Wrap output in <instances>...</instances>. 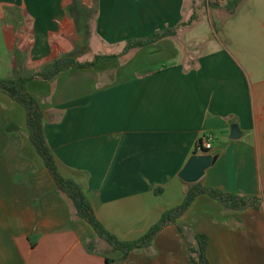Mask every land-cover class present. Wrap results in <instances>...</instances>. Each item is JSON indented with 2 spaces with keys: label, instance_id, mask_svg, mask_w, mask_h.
Segmentation results:
<instances>
[{
  "label": "crops",
  "instance_id": "0c3cea01",
  "mask_svg": "<svg viewBox=\"0 0 264 264\" xmlns=\"http://www.w3.org/2000/svg\"><path fill=\"white\" fill-rule=\"evenodd\" d=\"M203 2L0 0L18 24L2 30L5 40L14 50L24 41L33 68L0 79L47 72L67 57H103L91 68L33 78L26 91L43 110L61 176L83 189L119 242L138 240L182 203L192 184L178 175L208 136L206 152L217 159L198 182L255 201L231 209L200 195L151 243L123 254L76 217L30 142L25 109L0 92V264H194L187 246L195 234L207 238L208 264H264L263 57L199 32ZM169 30L151 45L157 54L146 46L123 53L127 42Z\"/></svg>",
  "mask_w": 264,
  "mask_h": 264
},
{
  "label": "trees",
  "instance_id": "16d2710c",
  "mask_svg": "<svg viewBox=\"0 0 264 264\" xmlns=\"http://www.w3.org/2000/svg\"><path fill=\"white\" fill-rule=\"evenodd\" d=\"M239 0L232 2L234 6L238 4ZM231 6V4H230ZM196 18L193 16L191 21ZM190 25L181 24L179 27H186ZM173 31H164L161 34H157L149 37L146 40L127 42L125 50L126 53L132 49H137L144 47L148 44L155 43L158 40L169 37L173 35ZM103 57L97 56L92 62L79 64L74 58L67 57L58 60L50 70L47 72L39 73L34 76L27 78H17V79H0V92L5 93L13 101L21 105L26 112V127L29 133V139L33 145L36 153L41 158L45 168L50 173L53 178L56 188L63 193L72 203L76 217L88 223L96 236L106 243H108L114 250L120 251L126 254L134 249L142 248L152 242L154 237L167 225L174 223L176 219L182 216L192 205L195 199L200 195H206L209 198L217 201L220 204H224L231 209H241L251 205L255 199L235 195L227 192H223L219 189L205 188L199 182L188 185L185 190V195L182 203L170 210L165 211L159 221L153 225L145 235H143L138 240L132 242H119L113 235L108 233L103 225L97 219L90 202L84 193L83 189L74 181L65 179L61 176L55 158L47 145L45 133H44V113L37 100L26 91V84L36 77H41L43 79H51L61 72H64L73 68H91ZM197 148L201 149L202 152L207 153L203 150L202 141H199ZM160 190L155 192L159 193ZM195 243L194 245L188 244L187 250L190 254V259L194 264H208L205 257V249L207 245V238L203 234L194 235Z\"/></svg>",
  "mask_w": 264,
  "mask_h": 264
},
{
  "label": "rangeland",
  "instance_id": "374dc122",
  "mask_svg": "<svg viewBox=\"0 0 264 264\" xmlns=\"http://www.w3.org/2000/svg\"><path fill=\"white\" fill-rule=\"evenodd\" d=\"M202 1L204 2L198 3L197 6L198 14L203 19V26L199 29V32L205 35L206 28H208L212 33H216L217 37L231 50L239 44L240 50L241 48L246 50L253 49L254 52L261 53L262 56L258 55V58L261 59L263 57L262 67H264V0H239L236 6L232 4L236 0ZM186 3L185 11H187L186 6H188ZM10 12V9L0 5V16L2 14V18L0 17V76L3 78H16L22 74L28 75L33 69L28 64L27 48L23 49L26 46L25 42L21 41L20 50H14L15 47L10 48L5 40L2 30L8 26L18 27V24L15 25L14 21L8 18V13ZM231 13L235 14L231 16ZM15 22L18 23L17 21ZM198 24L199 20L194 27L199 26ZM82 37L85 38L87 45H89L90 37L88 34L86 33ZM151 45L155 44L151 43L146 45V47L155 52L153 55L157 54L155 51L157 48L155 47L154 50ZM95 47L96 51H99L98 45H95ZM92 53H86L85 59H90L93 55ZM94 54H96L95 50ZM140 58H138L136 64L141 62ZM152 60L155 61V59ZM88 247L91 249L90 244Z\"/></svg>",
  "mask_w": 264,
  "mask_h": 264
},
{
  "label": "water",
  "instance_id": "95a60500",
  "mask_svg": "<svg viewBox=\"0 0 264 264\" xmlns=\"http://www.w3.org/2000/svg\"><path fill=\"white\" fill-rule=\"evenodd\" d=\"M239 137V129L237 126L233 125L231 127L229 138L231 140H236ZM216 159V156H211L208 153L203 152V154L199 155L193 153L179 173V179L186 184H194L198 182L204 175L205 171L215 163Z\"/></svg>",
  "mask_w": 264,
  "mask_h": 264
},
{
  "label": "built area",
  "instance_id": "2783aa9c",
  "mask_svg": "<svg viewBox=\"0 0 264 264\" xmlns=\"http://www.w3.org/2000/svg\"><path fill=\"white\" fill-rule=\"evenodd\" d=\"M212 140H213V137L212 136L205 137L204 141L202 142V147L205 150L211 149V142H212Z\"/></svg>",
  "mask_w": 264,
  "mask_h": 264
}]
</instances>
